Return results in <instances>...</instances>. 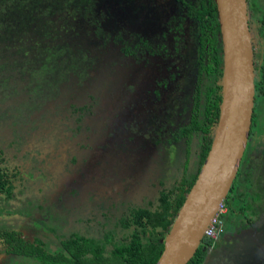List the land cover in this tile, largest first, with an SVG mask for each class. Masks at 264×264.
<instances>
[{
	"label": "flooded vegetation",
	"instance_id": "1",
	"mask_svg": "<svg viewBox=\"0 0 264 264\" xmlns=\"http://www.w3.org/2000/svg\"><path fill=\"white\" fill-rule=\"evenodd\" d=\"M155 5L162 9L155 29L106 28L113 36L93 37L98 41L92 44L97 48L92 50L97 56L94 70L104 66L100 58L109 46H116L130 66L112 85L118 105L110 104L108 109L115 106L112 114L103 106L109 117L95 132L85 119L95 112L96 98L107 91L88 93L82 100L74 96L89 86L93 69L81 83L45 90L48 103L54 104L48 118L40 115L39 104L22 101L14 108L17 101H10L17 120L10 124L13 143L0 147V264H81L95 252L102 261L119 264L115 252L120 248L130 252L138 244L149 250L164 245L166 201L174 205L183 189L191 188L201 152L208 139L212 142L224 59L218 16L216 29L212 17L199 20L191 14L199 0H157ZM246 7L256 59L255 51L264 46L258 34L264 0H246ZM98 12V23L104 26L105 14L100 8ZM0 110L4 125L8 109ZM56 116L62 117L57 124L64 125L68 138L49 148L32 138L24 149L19 142L23 135L40 132ZM6 149L20 152L21 160L6 155ZM62 176L69 179L55 183ZM52 180L50 189L65 201L48 210L42 189ZM221 205L202 264L215 262L221 248L231 249L235 235L264 232V102L255 95L245 148ZM62 256L68 261L55 260Z\"/></svg>",
	"mask_w": 264,
	"mask_h": 264
},
{
	"label": "trees",
	"instance_id": "2",
	"mask_svg": "<svg viewBox=\"0 0 264 264\" xmlns=\"http://www.w3.org/2000/svg\"><path fill=\"white\" fill-rule=\"evenodd\" d=\"M98 10V0H0V97L8 95L13 98L15 93L22 92L29 103L40 105V114L44 116V110L50 103L49 93L45 90H49L50 86L58 88L59 84L81 83L85 76H90L97 56L82 40L95 35L107 39L113 36L98 23L101 18ZM191 14L199 20L212 17L214 27L218 28L214 0H199V7L191 6ZM259 26L258 34L264 43V15ZM201 30L204 31V28L201 27ZM255 53V99L260 98L264 102V46ZM219 87L222 92L221 81ZM217 97L220 99V95ZM219 111L218 103L215 117ZM209 148L208 139L201 152V165ZM195 179L196 174L192 183ZM189 188L183 189L174 205L166 201L168 218L163 222V232L169 231ZM207 237L203 236L187 264H202L205 245L212 242ZM162 250V243L152 245L150 250L138 244L130 252L128 248H120L115 255L119 264H154ZM93 256V259L87 257L81 262L80 256L74 255L81 264H114L102 261L104 257L99 252L93 253ZM60 259L68 261L64 256L55 260Z\"/></svg>",
	"mask_w": 264,
	"mask_h": 264
},
{
	"label": "water",
	"instance_id": "3",
	"mask_svg": "<svg viewBox=\"0 0 264 264\" xmlns=\"http://www.w3.org/2000/svg\"><path fill=\"white\" fill-rule=\"evenodd\" d=\"M223 45L222 99L210 149L154 264H187L237 172L254 106V50L246 0H214Z\"/></svg>",
	"mask_w": 264,
	"mask_h": 264
},
{
	"label": "rangeland",
	"instance_id": "4",
	"mask_svg": "<svg viewBox=\"0 0 264 264\" xmlns=\"http://www.w3.org/2000/svg\"><path fill=\"white\" fill-rule=\"evenodd\" d=\"M155 4H157V0H98L99 8L104 12L106 17L104 26L108 30L112 31H116L117 29L126 30V28L123 26H127V28H130V30H149L150 28L156 27V23L160 20V13L162 12V9L157 7ZM82 42L87 43L90 46L91 51L97 49L96 47L92 46V44L96 46L97 43L95 42H98L94 38H88L82 40ZM115 61H119L120 63L115 64ZM100 62L104 64V66L91 71L92 79L89 83V86L78 89L79 92H76L74 95L75 97L79 98V100H82L88 93L96 94L101 92L105 93L107 91V93L99 98L98 101L96 98L95 112L85 119V123L91 126L93 132L96 131V127L99 124L108 119L109 114H112L114 112L113 110L115 109V106L118 105V98L116 96L114 87L112 89V85L118 77L126 75L128 73V68L130 67L128 66L126 60L121 58L119 50L116 46L107 47L100 58ZM25 97V94L22 92L15 93L13 98H9L8 95H5L4 98L0 97V109H8L6 111L8 123L4 122L6 128L4 127L3 123H0V147L1 144L5 143L6 141H8L9 144L13 143L12 141L14 137L11 130L12 126L10 124H12V119L17 120V118L12 117L13 108L10 101L12 99L17 101V103L13 104V107L15 108L17 107L18 103L22 101L29 103L28 98L25 99ZM123 98H125V96H120L119 99L123 100ZM110 104L115 106L108 109ZM50 106L51 109L54 108V104L50 102L47 106V109L44 110V116H47V118L52 115V112H50ZM103 106L107 107V113L109 114L105 113L106 109ZM1 112L2 111L0 110V113ZM101 118H103V120H101ZM61 119L62 117L56 116L53 118V124L49 126H43L40 132H36L32 136L23 135V140H19L20 144L24 143L23 148L28 149L29 142L32 138H35L40 147L42 146L43 148H49L51 145H55L59 139H67L69 132L64 128V125L57 124V121ZM17 127V125L14 126L15 136L17 135L16 130H19ZM5 154L17 155L21 160L20 152L17 154L12 149H6ZM82 155L83 150L81 148L79 152V158L77 159L78 161L81 160ZM78 164L79 163L75 164L73 168H75ZM71 170L72 169H69V171ZM68 179V177L62 176L61 178H58L55 183H60L61 181ZM52 184H54L53 180L51 184L46 182L43 184L42 189L44 201H46L48 204L46 206L48 210H52L53 206L57 205L58 203L63 204L65 201V198L62 195H57L53 189H50V185ZM31 209H33L32 212H36L34 208ZM221 211L219 214H221ZM43 218L48 220L45 213ZM263 236L264 232L260 231L254 232L252 230H246L245 232H241L231 239V249L221 248L218 253H215V257H217L215 262L213 260L207 259L205 264H264Z\"/></svg>",
	"mask_w": 264,
	"mask_h": 264
},
{
	"label": "built area",
	"instance_id": "5",
	"mask_svg": "<svg viewBox=\"0 0 264 264\" xmlns=\"http://www.w3.org/2000/svg\"><path fill=\"white\" fill-rule=\"evenodd\" d=\"M222 210V205L219 207V209L217 210L216 214L214 215V217L210 220L208 226L206 227V229L204 230L203 236H208L211 237L214 235L215 233V227L219 221V212Z\"/></svg>",
	"mask_w": 264,
	"mask_h": 264
}]
</instances>
